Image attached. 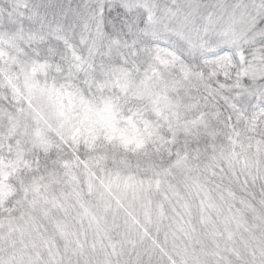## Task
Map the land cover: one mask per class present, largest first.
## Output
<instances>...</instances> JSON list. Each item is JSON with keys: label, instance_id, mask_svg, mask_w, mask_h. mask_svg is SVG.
Instances as JSON below:
<instances>
[{"label": "snow or ice", "instance_id": "1", "mask_svg": "<svg viewBox=\"0 0 264 264\" xmlns=\"http://www.w3.org/2000/svg\"><path fill=\"white\" fill-rule=\"evenodd\" d=\"M0 264H264V0H0Z\"/></svg>", "mask_w": 264, "mask_h": 264}]
</instances>
